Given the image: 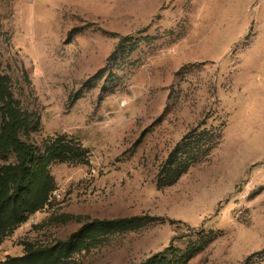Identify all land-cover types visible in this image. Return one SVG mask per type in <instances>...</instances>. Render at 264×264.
<instances>
[{
	"label": "rangeland",
	"instance_id": "1",
	"mask_svg": "<svg viewBox=\"0 0 264 264\" xmlns=\"http://www.w3.org/2000/svg\"><path fill=\"white\" fill-rule=\"evenodd\" d=\"M0 83L52 188L0 263L264 264V0H0Z\"/></svg>",
	"mask_w": 264,
	"mask_h": 264
},
{
	"label": "trees",
	"instance_id": "2",
	"mask_svg": "<svg viewBox=\"0 0 264 264\" xmlns=\"http://www.w3.org/2000/svg\"><path fill=\"white\" fill-rule=\"evenodd\" d=\"M0 83V99L5 100ZM4 124L0 134V152L12 150L16 163L0 171V237L6 236L28 220L47 202L52 191L50 179L44 174L37 177L38 168L30 166L31 149L17 134V117L9 103L1 110ZM56 247L33 251L22 258H8L0 264H55ZM157 262V261H156ZM158 263V262H157Z\"/></svg>",
	"mask_w": 264,
	"mask_h": 264
}]
</instances>
